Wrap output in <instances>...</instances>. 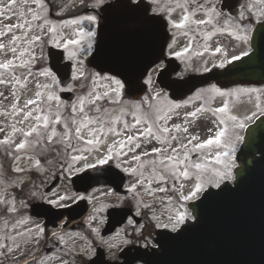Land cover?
I'll use <instances>...</instances> for the list:
<instances>
[{
    "label": "snow or ice",
    "instance_id": "obj_1",
    "mask_svg": "<svg viewBox=\"0 0 264 264\" xmlns=\"http://www.w3.org/2000/svg\"><path fill=\"white\" fill-rule=\"evenodd\" d=\"M209 2L210 0H147V2L145 0H122L120 4H117V0L111 3H105V0H94L90 6L99 9L98 14L101 21L106 20L107 14L112 9L122 7L138 17L145 29L151 30L158 27L163 31L167 27L171 32V43H167V36H163L160 41V53L152 56L148 64L142 67H136L139 60L137 58L131 67H128L132 70L127 73L118 67L126 66L128 63L127 56L121 52L109 54L110 63L98 65L100 69L98 72H88L83 67L84 61L78 56H93V59H96L105 55L102 44L95 40L96 29L89 27L86 31L84 27H78L75 32L76 38L68 40L58 38V30L46 14L48 11L45 8L46 0H8L7 4H0V18L11 20L15 17L18 21L5 24L0 29V41L4 37H10L7 43L0 42V53L6 57L0 62V85L14 89L10 93L14 101L10 105L11 111L5 110L0 112V115L13 117L14 123L9 125L12 134L22 137L19 142H14L12 135H6L0 140V145L12 146L14 144L13 151L6 150V154L12 158L14 163H17L21 159L19 154L24 153L26 158L32 162V166L39 169L40 160L38 158L33 160L32 155H27L29 150L35 154L43 147L62 145L65 149V163L72 174L87 173L89 169L99 170L102 166L116 160L118 161L115 164L116 169L134 177V182L126 190L132 193L133 199L137 200V215L140 214V208L151 210L153 207L152 203L144 199L145 196L151 198L154 203L157 199L156 193H164L165 196L159 198L160 204L164 205L165 200L171 204L170 193L177 191L176 184L178 183L181 201L203 203L213 197L235 192L239 187V181L235 179L232 172L235 166L232 157L236 149L229 129L225 125L227 121H230L233 129L245 127L237 116H228L227 121L219 119L217 121L218 130L214 137L210 136L201 140L199 135L189 133V127L185 126L188 121H185L184 125L169 124V121L173 119L171 114L173 110L169 109L165 112L152 104L153 100L160 99L159 92L150 94L138 103H126L123 100L125 92L134 96L145 87H154V76L163 75L169 70L162 58L165 43H167L169 55L179 58L191 48L193 41L199 35L197 29L203 30L200 26L213 25V19L219 23V19L223 18V13L217 12L215 7H209ZM81 3L83 5L84 0H81ZM261 3H264V0H261ZM177 12L180 13L179 19H174L173 16ZM201 13L207 19H196V16ZM241 18H243V13H241ZM83 19L87 20L89 25H95L98 22L97 15H87ZM69 23L75 25L79 22L75 19L64 22L65 25ZM190 34L191 38L183 51H173L179 42V37H189ZM45 38H48V42L54 46L62 48L69 60L75 59L73 80L90 82L89 84L81 83V88L86 90L71 105L70 111L67 108L60 111V98L52 90L53 85L57 83L52 73L47 69L38 74L33 73V67L37 61L36 49L45 43ZM210 38L211 33L205 39ZM242 39L246 40L247 37H242ZM94 44L95 55H93ZM70 45L79 47L77 50L70 51ZM214 52H221V48L216 47ZM243 55L247 56L248 52H244ZM9 56L10 58H7ZM239 59V56L232 57V60ZM226 63H231V61L225 59L216 66L223 69ZM151 65L155 67L148 72ZM204 70L209 71L208 68ZM38 76L45 79L50 78L52 83H42ZM29 83L35 84L36 91L31 98L21 103V97L15 88L19 86L26 89ZM211 91L219 96L229 95L214 85ZM2 95L3 93H0V96ZM4 99L8 97L4 96ZM54 107L56 111H53ZM175 107L179 108L180 105H175ZM227 109L228 105L225 102L222 107L213 110V115L225 113ZM200 111L202 109L187 112L185 115L195 117ZM128 117H131L130 121ZM248 119L251 117H244V120ZM3 131L4 128L0 127V132ZM178 133L183 135H177ZM241 139L242 137H236V141ZM153 141L160 146L146 150V145L152 144ZM92 159L95 162H90ZM260 159L264 161V153H261ZM81 161H84L83 166H78ZM63 168L64 164H61V169ZM102 170L107 176H118L110 167ZM13 171L20 173L25 169L17 164ZM3 175L4 173H0V176ZM79 178L86 181L96 179L95 176L88 175ZM182 181H194L187 195L183 194L187 185ZM233 181L234 186L230 188L229 183ZM16 183L13 181L12 185L16 186ZM168 183H172L171 189L167 187ZM138 190L142 191L138 192ZM66 199L69 197L59 196L55 200L50 199L48 203L59 206L60 202ZM0 205H3L4 210L9 214H19V210L15 207V197L9 200L0 196ZM182 207V204L175 209L167 207L165 209L167 222L163 224L160 221L165 213L161 212L159 216L153 213V219L157 220L156 227H163L167 230L162 234L163 238L174 240L198 225L199 214L182 211L180 210ZM198 207V204H193V209ZM132 222L130 219L129 223ZM25 224H27L26 220H18L12 225L16 230L15 235L6 238L15 243L17 237L27 236L24 240L25 245L32 240L38 242L43 235V228L37 227L35 232L31 228L19 231L20 226ZM169 233L174 235H169ZM53 235L56 236V234ZM56 238L65 243L63 236H56ZM123 242L128 243L127 240ZM0 247H5V245L0 244ZM19 249L20 244L16 243L15 248L8 247L7 251L12 253ZM53 259L62 260V257L55 256ZM62 264H64L63 261Z\"/></svg>",
    "mask_w": 264,
    "mask_h": 264
},
{
    "label": "rangeland",
    "instance_id": "obj_2",
    "mask_svg": "<svg viewBox=\"0 0 264 264\" xmlns=\"http://www.w3.org/2000/svg\"><path fill=\"white\" fill-rule=\"evenodd\" d=\"M78 1L80 0H70L67 3L60 4L56 13L64 11L65 9H69L72 5L78 3ZM91 2L94 3V0H92ZM7 3L8 0H0V4H7ZM252 5H253V12L244 13L243 17L248 16L250 14H253L252 16L256 15L259 17L264 14V3H261V0L253 1ZM209 7L212 6L209 5ZM45 8L48 10L46 14L48 15L49 19L52 21V23L56 26L58 30L59 33L58 38L62 40L76 38L75 32L78 27H84L86 31L88 30L89 27L95 28L96 24L89 25V22L83 19V17L89 14L87 15L82 14L81 16H78L73 19L57 20L49 16L48 14L49 9L46 5ZM7 15H11V13H7ZM179 16L180 13L177 12L176 14H174L173 18L179 19ZM204 17L205 16L201 13L196 16V19H203ZM74 19L77 20L79 23L75 25L70 23L67 25L64 24L65 21H71ZM17 22L18 21L16 20L15 17H13L11 20H4L0 18V29H2L5 24H11ZM238 22L239 21L227 23L226 26L228 27L227 33H225V27L221 28L220 30L216 28L214 31L211 32L210 39H204V41L201 44L197 43L192 49H189V51L185 53L184 57L181 59L182 63L185 64L186 68H191V63L193 62L196 63L197 64L196 67H198V63L196 62V60L201 61V65H202V60L205 59L206 57L207 59L214 58L215 62L221 63L225 59L228 60L231 57L246 51V49L248 48L247 39L246 40L242 39V37L245 36L247 37L249 26L248 24L241 25ZM17 34H19V32H17ZM204 34H205L204 37L206 38L208 34L206 33ZM180 38L182 40L181 43H186L187 40L189 41L190 39L189 37L181 36L179 37V41ZM9 39L10 37H4L0 42L7 43ZM47 43L49 44L48 38H45V43L37 47L36 49L37 61L35 63V66L33 67L34 74H38L40 71L44 69L49 70L47 66V60L45 59V57H43V52H45ZM84 46H86V44ZM78 47L79 46L70 45L69 50L70 51L77 50ZM216 47L221 48V52L215 53L214 49ZM40 55L41 58L39 60ZM65 55L68 58L66 52ZM85 56L86 55H79L78 58L83 60ZM7 58H10V56ZM4 59H6V57L2 53H0V62H2ZM72 62H73V70H72V75H73L74 65L76 63L75 59H73ZM204 66H207V64H204ZM83 67L88 72H92L90 69H88V67H85L84 65ZM38 79L42 83H48V84L52 83L50 78L45 79L44 77L38 76ZM81 83L89 84L90 82L77 81L72 79L71 82L66 86V89L68 90L71 89L70 91L74 93V98L70 102L60 98L59 100L60 111H64L65 108H67L69 111L71 110V105L74 104L77 101V98L80 95H82L83 92L86 90L81 88ZM60 89L61 87L57 83L53 85L52 90L55 91L56 95H58L57 91ZM239 89L241 88H236L234 90H231L229 93L238 94L240 92ZM256 89L258 90L251 91L254 89H250L249 93H242L244 94V96H246V98H244L246 101V103H244L245 106L241 104L240 95H238L237 97L235 95H225L221 97L214 92L215 98L217 99V102L214 103V106L218 108V107H222L225 104V102L227 103V105L231 103L230 107H228L229 110H227V112L225 113H216L215 115L211 113L208 114L205 111H200L198 112L199 114H197V116L204 117L203 115H208L207 119L210 122L208 126H206V129L210 130L209 132H212L211 135L213 136L215 135L216 130H218L217 121L219 119H225L227 121V117L231 116L230 114L237 116L240 122L245 123L250 120V119L244 120L245 116L252 117V115H254L255 113L259 111H264V86L257 87ZM13 90L14 89L11 87L0 85V93H3V95L0 96V112H3L5 110H8L9 112L11 111L10 105L14 101L10 93ZM15 91H17L18 95H20L21 103H22L23 100L31 98L33 96L34 92L36 91V88L34 83H29L26 89L17 86L15 88ZM155 92H159L156 83L154 87L152 88L148 87V90L139 99L131 100L123 96V100L126 103H131V102L138 103L141 100H143L145 97ZM160 94H161L160 99L153 100L152 104L155 107H158L165 112L169 111V109H172L173 111L171 114L173 116V119L169 121V124H181V125H184L185 121L188 122L193 121V117H187L185 113L192 112V109L194 107L198 106L200 103L206 101L210 97V94L207 97L208 94L203 92H198L191 95V97L188 98L187 101L177 104L170 102L169 99L165 97L162 93ZM4 96H7L8 99L5 100ZM53 104H55V102H53ZM175 105H180V107L176 108ZM257 105H259V107H257ZM53 111H56L55 107L53 108ZM127 119H129L130 121L131 117H128ZM13 123H14V119L11 115L8 116L0 115V127L4 128V131L0 132V140L4 139L6 135H12L14 142H19L20 139H22L21 136L12 134L11 127H9V125ZM17 126L25 127L24 125H17ZM225 127H227L229 130H232V123L230 121H227ZM195 132L196 129L191 130L189 128L190 134H195ZM209 132L205 133V135L209 134ZM240 132H241V128H235L234 137H232L230 133L234 145L235 142H237L236 137L239 136ZM159 146L160 145L158 143L153 141L152 144L146 145V150H150L152 147H159ZM13 149H14V144L12 146L0 145V173H4L3 176H0V196L6 197L9 200H11L12 197H15V207L19 210L18 215L9 214L6 210H4V206L0 205V244L5 245V247H0V264H62V261L65 264L66 260L71 261V264H79L78 262H76V260H78L76 259V257L83 254L85 256H88L92 251L90 248L91 238L94 239L101 238L100 240L106 244L107 248L117 249L118 247H121L123 244H125L123 242L124 240H127L129 242L130 232H135V233L140 232V229L142 227L141 224L137 225L134 222L129 223L130 220L129 219L128 222H126L122 227L114 231L112 234L107 235L106 237H101L99 235L98 229L103 224L104 221V210L106 207L107 197L111 196L112 200L119 201L120 203L122 201L127 202L129 205L133 206V208L137 212V200L133 199L132 193L128 192L127 196L124 197L116 196L117 198H114L113 196L115 195L109 192L108 187L107 188L99 187L91 190L86 194L87 198L91 200V207L89 209L88 214L85 216L87 222L86 227H84L83 230L70 231L65 234L64 233L60 234V236L64 237L65 243H62L57 239V241H59V247L57 251L49 254H45L44 252H40L38 254L37 246L34 245L36 240H32L27 245L24 244V240L27 239V236L17 237L15 243L11 239H7L6 238L7 236L15 235L16 230L13 229L12 225L21 219L26 220L27 224L20 226V228L18 229L19 231H23L24 228H31L35 232L37 227L41 228L40 222L39 221L36 222L29 215L27 211L28 202H30L32 199L43 200L48 202L50 199L51 200L57 199L59 196H67L69 197V199L60 202V204H65L74 201L82 196L81 193L76 192L72 189L70 183V177L73 174L69 172L67 168V164L65 163L66 160L65 149L62 145L57 144L48 147H43L39 149L35 154H33L31 150H29L27 155H32L33 160L37 158L40 160L41 167L39 169L32 166V162L26 158V155L24 153H20L19 155L21 156V159L17 163H14L12 158L6 154V150L13 151ZM113 161L115 162V164L118 162L116 160ZM90 162H95V160L92 159L90 160ZM17 164L19 167L25 169V171L20 173L14 172L13 169L17 166ZM61 164H64L63 170L61 169ZM83 164L84 161H81L79 162L78 166H83ZM54 175L60 176V183L55 188V190H53L50 193H45L44 187L48 184V182H50L53 179ZM13 181L17 182L16 186L12 185ZM133 182H134V177L127 174V180L124 184V188H128V186ZM182 182L187 185L183 190V194H186L190 190L194 181H182ZM153 186L155 187V185ZM167 187L171 189L172 183H168ZM176 188L177 191L172 193L177 194L178 197L180 198L179 183L176 184ZM139 191L142 190H138V192ZM33 193L35 195H33ZM156 196L161 197L158 195V193H156ZM178 197L177 199H172L171 204H169L168 201L165 200V204L161 205L160 199L157 198L155 200L156 203L155 202L153 203L151 198L145 196L144 199L147 202L152 203L153 207L151 210L144 208H140V210L141 209L143 211L147 210L149 212V218L153 221L152 223L153 225L157 224V220L153 219V213L159 216L161 212H164L165 215L161 219L160 223L161 224L166 223L167 212L165 211V209L167 207H171L175 209L182 204L183 207L180 210L188 212L184 203L185 201H181L180 199H178ZM138 198L139 197H137V199ZM16 243L20 244V249L12 253L8 252L7 248L8 247L15 248ZM32 248L33 250L35 249L34 252L36 253V255L31 254V257L29 259L27 257L17 261H13L14 258L18 257V255L26 251H30ZM55 256H61L62 260L53 259V257Z\"/></svg>",
    "mask_w": 264,
    "mask_h": 264
},
{
    "label": "water",
    "instance_id": "obj_3",
    "mask_svg": "<svg viewBox=\"0 0 264 264\" xmlns=\"http://www.w3.org/2000/svg\"><path fill=\"white\" fill-rule=\"evenodd\" d=\"M121 2L122 0H117V4ZM113 15L117 18L110 21ZM134 16L124 8L117 7L107 14L106 20H98L97 43L102 44L105 55L96 59L92 56L89 60L90 64L99 69L98 65L110 63L109 54L121 52L127 56L128 63L126 66L118 67L127 73L132 70L129 68L137 58L139 60L136 67H142L148 64L152 56L160 53V41L163 37L156 39L157 50L155 54L151 53L150 58L146 57L143 61L144 54L137 55L133 42L134 30L143 24ZM101 24L102 27H100ZM49 55L52 59H62V55H56L55 52ZM50 65L57 70L52 63ZM231 66L224 72L213 70L205 74H189L185 78L172 80L170 74L176 71L170 65L169 70L161 76L162 85L169 90L171 96L177 98L210 80H216L219 83L248 82L255 80L254 75L261 80L264 79L262 77L264 51L255 50ZM65 74H68V69ZM144 89L130 96L137 97L143 93ZM65 97L71 99V94L67 93ZM254 152H259L260 156L264 153V116L248 126L245 132L238 152L239 166L235 170L239 181L238 189L235 192L213 197L203 203L197 201L196 204L199 207L196 209L190 205L193 213L199 214V223L194 229L174 240L165 239L162 236L165 232H158L159 252L154 250L133 256H129L126 252L122 264H131L137 258L146 264H264V161H261L260 156L251 160L250 153ZM85 175L88 173L79 177ZM79 177L73 179L74 187L85 189L84 181L80 182ZM116 214L114 212L109 216V222L111 220L114 224H120L127 211L123 210L117 216ZM112 215L116 216L114 221ZM112 223H109L110 226ZM169 235L174 234L169 233ZM92 264H103L100 252Z\"/></svg>",
    "mask_w": 264,
    "mask_h": 264
},
{
    "label": "flooded vegetation",
    "instance_id": "obj_4",
    "mask_svg": "<svg viewBox=\"0 0 264 264\" xmlns=\"http://www.w3.org/2000/svg\"><path fill=\"white\" fill-rule=\"evenodd\" d=\"M222 2H223V0H210V2L208 3V6L211 5L212 7H215L217 12L223 13V18L219 19V23H217L216 19H213V25L215 26V29L217 28L220 30L221 28L225 27V33H227V29H228V27H226L227 23L239 21L238 23L241 25L248 24V26H249V30L247 33V46H248V37H249V34L251 32L253 25L255 23H257V21L262 20V18L264 16L262 15V16L258 17L256 15L252 16V14H250L248 16L241 18V13H243V15H244V13H251L252 12L251 0H240V2L238 4H234V5L231 3L224 4ZM225 5H227V7H225ZM234 9H235V12H232ZM203 19H207V17H204ZM213 25L200 26L203 29L202 31H200V29H197V31L199 32V35L193 41L190 49H192L197 43L201 44L204 41V39H205L204 33H206V34L211 33L213 31ZM189 38H191V34H190ZM196 62L198 63V67H196L197 64L193 62V63H191V68H186V69H188V70H204L205 68H210V67H213V66H216L219 64V63L215 62L214 58L207 59V57L202 60V65H201V61L196 60ZM204 64H207V66H204ZM213 85L216 88L220 89V91L225 92V93H229L230 89H233L234 87H237V86L238 87H254L252 85H250V86L234 85V86H229L226 88H220L216 84L212 83V84L206 85L204 87H200V88L195 89L192 94L183 97L179 101H174L169 97H167V98L169 99L170 102L178 104L181 101H183V102L187 101V99L190 98L191 95H193L194 93L203 92V93L208 94L207 97L210 94V97L206 101H204V102L200 103L198 106L194 107L192 109V112L196 111L197 109H202V111H205L208 114L209 113L213 114V110L216 109V106H214V103L217 102V99L215 98L214 92L211 91V88ZM230 105H231V103L228 105V107H230ZM227 110H229V109H227ZM197 114H199V113L197 112ZM203 116L204 117L196 115L195 117H193V121H190L187 124V126L191 130L196 129V132L193 135H199V137L201 136L200 137L201 140H204V139L209 138L210 136H213V135H211L212 132H209L210 130L206 129V126H208V124L210 122L207 119L208 115H203ZM208 132H209V134L205 135V133H208ZM229 132L234 136L235 129L232 128V130H229ZM177 135H183V134L178 133ZM236 144H237V142H235V149H236ZM234 155H235V152L233 153V160L235 162ZM121 204L122 203L119 204L118 202H115V201L114 202H107L105 210L110 206H118ZM62 228H71V226L63 223ZM38 245L41 248V251H43L44 253H53V252L58 250L59 241H57L56 238L53 236H50V237L45 236L43 239L39 240ZM92 246H93V244L91 245V248H92ZM87 259H88V256L81 257V259H79V260L82 264H87Z\"/></svg>",
    "mask_w": 264,
    "mask_h": 264
}]
</instances>
